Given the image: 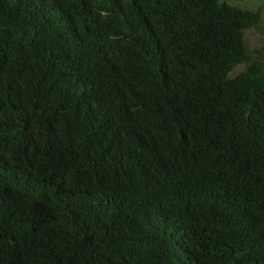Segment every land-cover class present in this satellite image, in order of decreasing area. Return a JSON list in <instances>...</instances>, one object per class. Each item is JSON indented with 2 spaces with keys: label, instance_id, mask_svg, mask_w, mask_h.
Segmentation results:
<instances>
[{
  "label": "trees",
  "instance_id": "16d2710c",
  "mask_svg": "<svg viewBox=\"0 0 264 264\" xmlns=\"http://www.w3.org/2000/svg\"><path fill=\"white\" fill-rule=\"evenodd\" d=\"M261 21L0 0V264H264Z\"/></svg>",
  "mask_w": 264,
  "mask_h": 264
},
{
  "label": "rangeland",
  "instance_id": "374dc122",
  "mask_svg": "<svg viewBox=\"0 0 264 264\" xmlns=\"http://www.w3.org/2000/svg\"><path fill=\"white\" fill-rule=\"evenodd\" d=\"M232 5H237L243 9H259L262 21L258 28H252L245 32V40L248 49L255 53L259 52L264 57V0H227ZM240 70V69H239Z\"/></svg>",
  "mask_w": 264,
  "mask_h": 264
}]
</instances>
